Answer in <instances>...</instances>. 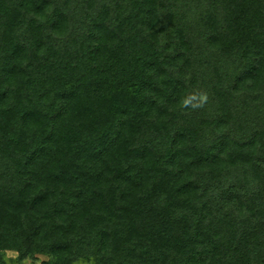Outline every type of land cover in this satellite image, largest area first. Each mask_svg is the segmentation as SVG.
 <instances>
[{"label": "trees", "instance_id": "16d2710c", "mask_svg": "<svg viewBox=\"0 0 264 264\" xmlns=\"http://www.w3.org/2000/svg\"><path fill=\"white\" fill-rule=\"evenodd\" d=\"M39 256L264 264V0H0V264Z\"/></svg>", "mask_w": 264, "mask_h": 264}, {"label": "rangeland", "instance_id": "374dc122", "mask_svg": "<svg viewBox=\"0 0 264 264\" xmlns=\"http://www.w3.org/2000/svg\"><path fill=\"white\" fill-rule=\"evenodd\" d=\"M5 255H6V258L11 259V260L15 259V257H16V253L15 252H12V251H6L5 252ZM44 259H46L45 256H39V258L36 261H32L30 259H27L24 262V264H39L40 261L41 260H44Z\"/></svg>", "mask_w": 264, "mask_h": 264}, {"label": "clouds", "instance_id": "9594fccd", "mask_svg": "<svg viewBox=\"0 0 264 264\" xmlns=\"http://www.w3.org/2000/svg\"><path fill=\"white\" fill-rule=\"evenodd\" d=\"M195 98H196V97H189V98L185 99V100L183 101L184 105H185V106H188V105L191 103V100H192V99H195ZM207 99H208V97H207V94H206V93H205V94H201V95L199 96V101H200V103H199V104H196V105H192V106H193V107H202L203 104L207 102Z\"/></svg>", "mask_w": 264, "mask_h": 264}]
</instances>
